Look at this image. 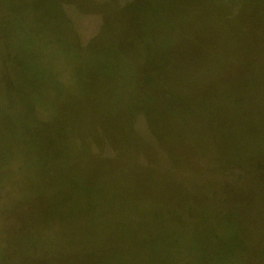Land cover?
I'll list each match as a JSON object with an SVG mask.
<instances>
[{
    "label": "rangeland",
    "instance_id": "rangeland-1",
    "mask_svg": "<svg viewBox=\"0 0 264 264\" xmlns=\"http://www.w3.org/2000/svg\"><path fill=\"white\" fill-rule=\"evenodd\" d=\"M0 248L264 264V0H0Z\"/></svg>",
    "mask_w": 264,
    "mask_h": 264
},
{
    "label": "trees",
    "instance_id": "trees-1",
    "mask_svg": "<svg viewBox=\"0 0 264 264\" xmlns=\"http://www.w3.org/2000/svg\"><path fill=\"white\" fill-rule=\"evenodd\" d=\"M60 105V104H59ZM61 106V105H60ZM61 127H59V132H61ZM86 170H88V169H86ZM32 175H33V177H34V179L36 180V181H39V176L38 175H36V173H35V171L34 170H32ZM93 172V171H92ZM30 173H31V171H30ZM24 174H27L26 172L25 173H23L22 175H24ZM20 180V179H19ZM26 182V181H25ZM40 182V181H39ZM18 184V187L20 188V190H19V192H16L15 193V195H17V194H22L21 195V199H23V198H26V199H24V200H21V203H26V202H28L29 200H31V199H29L28 198V195H29V193H32V191H36L37 189H38V185H37V183L36 182H28V183H24V182H20V183H16V185ZM16 185H15V187H16ZM21 206H22V204H21ZM26 206V205H25ZM33 218L34 217H32V215H30L29 213H28V215H25L24 216V219H19V225L17 226V227H15V228H7V233L9 234V236L10 237H12V238H10L9 240L10 241H14V239L16 240L17 238H16V236L17 235H14V229H16V230H20L22 227H25L26 228V230L29 228L28 227V225H29V222H31L32 220H33ZM40 218H42V217H38V221L40 222ZM18 221V220H17ZM39 225L40 224H38V227H39ZM42 225V224H41ZM41 225H40V229H41ZM43 232V233H42ZM32 233H35V234H37V235H42V239H41V241L42 242H40V244H39V246L40 247H43L42 249H44V248H46L45 250H42L43 252H45V251H49V252H51V246H53V244H49L48 243V240H47V233L44 231V230H40V231H38V232H32ZM49 235H51L50 233H49ZM19 237V239L22 237V235H18ZM16 241H18V239L16 240ZM26 241L27 242H29V243H32V241L30 240V238H29V236H27V238H26ZM1 249V248H0ZM27 252H29V251H27ZM37 252H38V250H37ZM35 253L34 251H30L27 255H29V258H31V259H33V257H36V256H38V253Z\"/></svg>",
    "mask_w": 264,
    "mask_h": 264
}]
</instances>
